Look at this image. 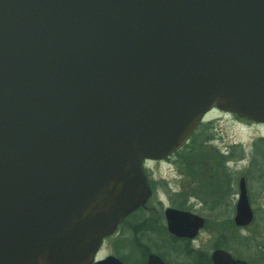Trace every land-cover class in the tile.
<instances>
[{
    "label": "water",
    "instance_id": "95a60500",
    "mask_svg": "<svg viewBox=\"0 0 264 264\" xmlns=\"http://www.w3.org/2000/svg\"><path fill=\"white\" fill-rule=\"evenodd\" d=\"M213 107L264 124V0H0V264H121L142 162Z\"/></svg>",
    "mask_w": 264,
    "mask_h": 264
},
{
    "label": "flooded vegetation",
    "instance_id": "af4514ba",
    "mask_svg": "<svg viewBox=\"0 0 264 264\" xmlns=\"http://www.w3.org/2000/svg\"><path fill=\"white\" fill-rule=\"evenodd\" d=\"M215 113L239 124L264 126L213 108L197 128L198 133H193L184 144L189 148L196 142L198 159L175 161L173 153L164 160L144 161L151 198L102 241L95 262L114 257L127 264L122 252V255L142 256V263L139 259L129 264H148L149 257L161 264H264V207L252 206L247 171L238 172L236 167L229 166L234 164L236 144H222L221 150L216 147V139L207 136L210 117ZM189 151L185 149L184 155L192 156ZM166 162L175 169L173 188L164 180H154L146 168L148 164ZM256 180L264 188V177ZM159 186H164L166 204L154 190ZM241 189L245 190L250 210V220L245 225L236 222ZM167 210L183 215L167 217Z\"/></svg>",
    "mask_w": 264,
    "mask_h": 264
},
{
    "label": "rangeland",
    "instance_id": "374dc122",
    "mask_svg": "<svg viewBox=\"0 0 264 264\" xmlns=\"http://www.w3.org/2000/svg\"><path fill=\"white\" fill-rule=\"evenodd\" d=\"M211 123L208 128V135L216 139V147L222 150V144H236L235 149L233 150V162L234 164L229 165L230 168L236 167L238 172L247 171L249 177V185L251 191V203L252 206L256 209L264 207V188L262 185L257 182L259 176L264 177V126L254 125V124H239L235 120L229 118L228 116H222L220 114L211 115ZM200 127V126H199ZM198 127V129H199ZM198 133V130L194 132V135ZM218 138V139H217ZM195 145L188 146L180 149L178 152H175L173 160H182L185 158L198 159V147L196 142H193ZM262 148V149H261ZM185 149H190L189 152L192 153V156L184 155ZM197 164V163H195ZM194 165V164H193ZM146 168L151 172L154 180L160 182L164 180L172 187L171 182L174 178V166L168 162L160 163L159 165L148 164ZM164 186L154 187L156 195L165 202V194L163 193L165 189ZM173 188V187H172ZM167 190V189H166ZM260 212V211H257ZM262 217L257 215V218ZM132 241V238H129ZM124 245V242H122ZM133 255V254H132ZM121 256L128 262L139 260L142 263V256L137 257V255L131 256L130 254Z\"/></svg>",
    "mask_w": 264,
    "mask_h": 264
},
{
    "label": "trees",
    "instance_id": "16d2710c",
    "mask_svg": "<svg viewBox=\"0 0 264 264\" xmlns=\"http://www.w3.org/2000/svg\"><path fill=\"white\" fill-rule=\"evenodd\" d=\"M262 149V148H261Z\"/></svg>",
    "mask_w": 264,
    "mask_h": 264
}]
</instances>
